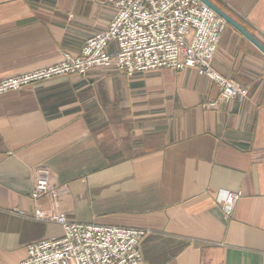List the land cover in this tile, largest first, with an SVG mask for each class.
Listing matches in <instances>:
<instances>
[{"label": "crops", "instance_id": "0c3cea01", "mask_svg": "<svg viewBox=\"0 0 264 264\" xmlns=\"http://www.w3.org/2000/svg\"><path fill=\"white\" fill-rule=\"evenodd\" d=\"M213 1L264 46V0ZM113 17L87 0H0V80L79 54ZM212 66L248 97L209 109L220 88L194 69L115 66L0 95V264L63 236L34 218L50 208L31 198L42 166L70 222L147 231L141 264H264V54L227 24ZM225 192L242 194L229 218Z\"/></svg>", "mask_w": 264, "mask_h": 264}, {"label": "built area", "instance_id": "2783aa9c", "mask_svg": "<svg viewBox=\"0 0 264 264\" xmlns=\"http://www.w3.org/2000/svg\"><path fill=\"white\" fill-rule=\"evenodd\" d=\"M111 8L114 17L108 28L85 42L77 55L62 53L56 65L0 80V95L63 76H85L93 68L117 67L128 76L170 69H194L220 88L218 100L206 105L215 109L247 98L248 87H241L222 76L212 66L227 22L199 0H87ZM115 42L117 52L109 54ZM66 188L52 185L47 167L36 170L31 198L46 199L49 210L39 208L38 221L58 224L61 238L46 239L27 247V258L20 264H141L140 243L147 231L70 222L58 212L59 197ZM240 192L218 197L226 217L233 213Z\"/></svg>", "mask_w": 264, "mask_h": 264}, {"label": "water", "instance_id": "95a60500", "mask_svg": "<svg viewBox=\"0 0 264 264\" xmlns=\"http://www.w3.org/2000/svg\"><path fill=\"white\" fill-rule=\"evenodd\" d=\"M199 1H201L210 9H212L216 14H218L221 18H223L228 25L232 26L244 37H246L255 47H257L264 54V46L261 45L258 41H256L251 34H249L239 23H237L234 19H232L227 13L222 11L218 6H216L210 0H199Z\"/></svg>", "mask_w": 264, "mask_h": 264}, {"label": "trees", "instance_id": "16d2710c", "mask_svg": "<svg viewBox=\"0 0 264 264\" xmlns=\"http://www.w3.org/2000/svg\"><path fill=\"white\" fill-rule=\"evenodd\" d=\"M211 2H213L214 4H215V2L213 1V0H210ZM216 6H218L222 11H224L225 12V9L223 8V7H221L219 4H215ZM226 13V12H225Z\"/></svg>", "mask_w": 264, "mask_h": 264}]
</instances>
